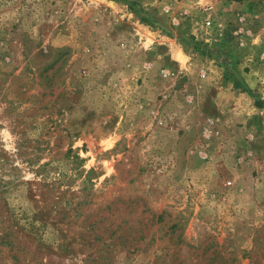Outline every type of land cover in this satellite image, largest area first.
<instances>
[{"label":"rangeland","instance_id":"obj_1","mask_svg":"<svg viewBox=\"0 0 264 264\" xmlns=\"http://www.w3.org/2000/svg\"><path fill=\"white\" fill-rule=\"evenodd\" d=\"M0 264H264V0H0Z\"/></svg>","mask_w":264,"mask_h":264},{"label":"built area","instance_id":"obj_2","mask_svg":"<svg viewBox=\"0 0 264 264\" xmlns=\"http://www.w3.org/2000/svg\"><path fill=\"white\" fill-rule=\"evenodd\" d=\"M211 24H212L211 20H210V19H207L206 22H205V25H206L207 27H210Z\"/></svg>","mask_w":264,"mask_h":264},{"label":"trees","instance_id":"obj_3","mask_svg":"<svg viewBox=\"0 0 264 264\" xmlns=\"http://www.w3.org/2000/svg\"><path fill=\"white\" fill-rule=\"evenodd\" d=\"M256 106H257V107H262V104H261L260 102L257 101V102H256Z\"/></svg>","mask_w":264,"mask_h":264}]
</instances>
